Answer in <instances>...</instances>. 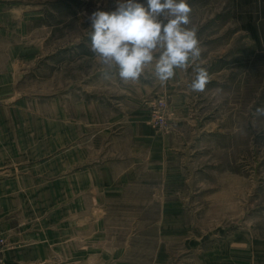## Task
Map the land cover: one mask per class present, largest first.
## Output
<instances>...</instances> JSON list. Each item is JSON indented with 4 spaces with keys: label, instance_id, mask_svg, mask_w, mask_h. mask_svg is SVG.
<instances>
[{
    "label": "rangeland",
    "instance_id": "obj_1",
    "mask_svg": "<svg viewBox=\"0 0 264 264\" xmlns=\"http://www.w3.org/2000/svg\"><path fill=\"white\" fill-rule=\"evenodd\" d=\"M0 2L4 17L11 13L2 27L10 25L18 44L31 46L16 82L30 105L81 103L116 116L109 160L136 168L144 182L131 183L107 214L111 236L145 231L143 245L135 246L147 255L156 248L152 222L176 209L194 243L162 239L170 256L165 264H201L206 248L233 247L249 220L264 219V115L256 112L264 107V0H188L201 48L197 63L211 77L203 92L189 87L194 66L177 69L163 85L152 77L135 84L117 74L103 78L90 51L88 16L114 11L117 0ZM138 2L147 6V0ZM137 121L152 126L159 138H138L131 127ZM167 234L162 229L161 236Z\"/></svg>",
    "mask_w": 264,
    "mask_h": 264
},
{
    "label": "crops",
    "instance_id": "obj_2",
    "mask_svg": "<svg viewBox=\"0 0 264 264\" xmlns=\"http://www.w3.org/2000/svg\"><path fill=\"white\" fill-rule=\"evenodd\" d=\"M2 12L0 2V229L8 240L2 264H165L170 256L162 239L194 243L183 231L190 225L178 220L176 209L152 222L156 248L150 255L135 246L143 245L145 231L130 236L122 229L120 237L111 236L107 214L124 200L131 183L144 180L136 168L109 160L116 116L81 103L30 105L16 82L18 69L28 66L31 46L18 44L10 25L2 27L11 17ZM137 122L131 127L138 138H159L148 123ZM242 235L232 237L237 241L228 249L206 248L201 264H264V219L249 220Z\"/></svg>",
    "mask_w": 264,
    "mask_h": 264
},
{
    "label": "clouds",
    "instance_id": "obj_3",
    "mask_svg": "<svg viewBox=\"0 0 264 264\" xmlns=\"http://www.w3.org/2000/svg\"><path fill=\"white\" fill-rule=\"evenodd\" d=\"M188 0H117L114 11L97 10L88 16L90 51L104 79L113 74L125 84L152 77L166 84L176 70L194 66L189 87L203 92L210 82L208 70L197 61L201 48L197 29L190 27ZM264 115V107L256 110Z\"/></svg>",
    "mask_w": 264,
    "mask_h": 264
},
{
    "label": "built area",
    "instance_id": "obj_4",
    "mask_svg": "<svg viewBox=\"0 0 264 264\" xmlns=\"http://www.w3.org/2000/svg\"><path fill=\"white\" fill-rule=\"evenodd\" d=\"M7 244H8L7 237L3 234L2 230L0 229V264L3 263L2 250Z\"/></svg>",
    "mask_w": 264,
    "mask_h": 264
}]
</instances>
